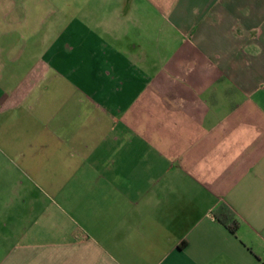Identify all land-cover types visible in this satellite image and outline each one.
<instances>
[{
	"label": "crops",
	"instance_id": "crops-1",
	"mask_svg": "<svg viewBox=\"0 0 264 264\" xmlns=\"http://www.w3.org/2000/svg\"><path fill=\"white\" fill-rule=\"evenodd\" d=\"M143 2L0 0V264H264V0Z\"/></svg>",
	"mask_w": 264,
	"mask_h": 264
},
{
	"label": "rangeland",
	"instance_id": "rangeland-1",
	"mask_svg": "<svg viewBox=\"0 0 264 264\" xmlns=\"http://www.w3.org/2000/svg\"><path fill=\"white\" fill-rule=\"evenodd\" d=\"M62 13L66 16H79L87 19L90 16H148L151 15L147 10L143 0H56ZM66 9V10H65ZM90 22V21H89ZM63 123H68L67 118ZM20 124H27L30 129L31 140H43L45 128H52L59 125L54 118L39 114H31L28 118H22ZM34 141V142H36ZM30 151H34L31 149Z\"/></svg>",
	"mask_w": 264,
	"mask_h": 264
},
{
	"label": "trees",
	"instance_id": "trees-1",
	"mask_svg": "<svg viewBox=\"0 0 264 264\" xmlns=\"http://www.w3.org/2000/svg\"><path fill=\"white\" fill-rule=\"evenodd\" d=\"M231 232H235V225L234 224H225Z\"/></svg>",
	"mask_w": 264,
	"mask_h": 264
}]
</instances>
